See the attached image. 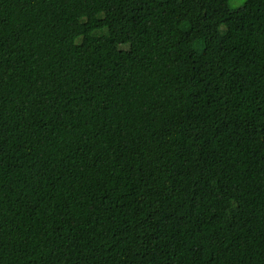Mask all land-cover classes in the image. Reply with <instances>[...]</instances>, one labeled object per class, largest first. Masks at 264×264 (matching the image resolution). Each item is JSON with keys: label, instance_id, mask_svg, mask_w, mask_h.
<instances>
[{"label": "trees", "instance_id": "trees-1", "mask_svg": "<svg viewBox=\"0 0 264 264\" xmlns=\"http://www.w3.org/2000/svg\"><path fill=\"white\" fill-rule=\"evenodd\" d=\"M0 0V264H264V0Z\"/></svg>", "mask_w": 264, "mask_h": 264}, {"label": "rangeland", "instance_id": "rangeland-1", "mask_svg": "<svg viewBox=\"0 0 264 264\" xmlns=\"http://www.w3.org/2000/svg\"><path fill=\"white\" fill-rule=\"evenodd\" d=\"M244 0H234L231 2V7L232 8H237L243 4Z\"/></svg>", "mask_w": 264, "mask_h": 264}]
</instances>
